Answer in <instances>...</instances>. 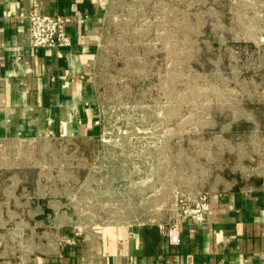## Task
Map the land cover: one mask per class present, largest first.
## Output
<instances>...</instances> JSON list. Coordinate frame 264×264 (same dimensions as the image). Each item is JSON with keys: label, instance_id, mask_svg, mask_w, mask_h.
Returning a JSON list of instances; mask_svg holds the SVG:
<instances>
[{"label": "rangeland", "instance_id": "obj_1", "mask_svg": "<svg viewBox=\"0 0 264 264\" xmlns=\"http://www.w3.org/2000/svg\"><path fill=\"white\" fill-rule=\"evenodd\" d=\"M97 42L100 135L11 150L53 222L165 223L218 177L264 174V0H107Z\"/></svg>", "mask_w": 264, "mask_h": 264}, {"label": "crops", "instance_id": "obj_2", "mask_svg": "<svg viewBox=\"0 0 264 264\" xmlns=\"http://www.w3.org/2000/svg\"><path fill=\"white\" fill-rule=\"evenodd\" d=\"M106 2L0 0V264H264V174L216 178L207 221L192 225L174 214L179 241L170 244L159 222H53L65 210L14 173L35 164H19L13 146L100 135L91 72ZM33 7L68 16L69 42L31 46Z\"/></svg>", "mask_w": 264, "mask_h": 264}, {"label": "built area", "instance_id": "obj_3", "mask_svg": "<svg viewBox=\"0 0 264 264\" xmlns=\"http://www.w3.org/2000/svg\"><path fill=\"white\" fill-rule=\"evenodd\" d=\"M35 7V6H34ZM32 8L27 13L28 18V38L31 46H57L69 42L66 27L69 17L61 14H47L37 12ZM19 59L20 56L15 57ZM208 193L200 192L192 198L181 202L178 215L181 220L190 224H199L207 221L208 218ZM159 229L166 236L170 244H177L179 241V221L171 220L166 223H158Z\"/></svg>", "mask_w": 264, "mask_h": 264}]
</instances>
